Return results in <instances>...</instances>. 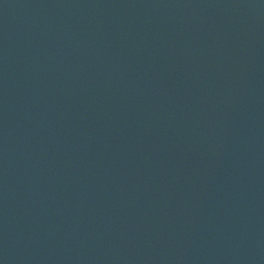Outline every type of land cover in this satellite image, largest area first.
I'll return each instance as SVG.
<instances>
[{
	"label": "water",
	"instance_id": "water-1",
	"mask_svg": "<svg viewBox=\"0 0 264 264\" xmlns=\"http://www.w3.org/2000/svg\"><path fill=\"white\" fill-rule=\"evenodd\" d=\"M0 264H264V0H0Z\"/></svg>",
	"mask_w": 264,
	"mask_h": 264
}]
</instances>
